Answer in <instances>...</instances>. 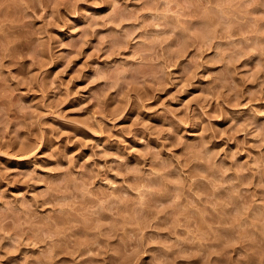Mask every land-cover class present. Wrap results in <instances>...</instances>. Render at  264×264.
Returning a JSON list of instances; mask_svg holds the SVG:
<instances>
[{
    "label": "rangeland",
    "instance_id": "obj_1",
    "mask_svg": "<svg viewBox=\"0 0 264 264\" xmlns=\"http://www.w3.org/2000/svg\"><path fill=\"white\" fill-rule=\"evenodd\" d=\"M0 264H264V0H0Z\"/></svg>",
    "mask_w": 264,
    "mask_h": 264
}]
</instances>
